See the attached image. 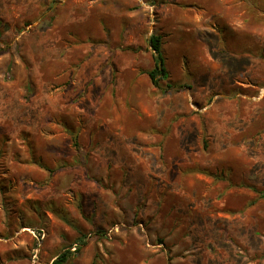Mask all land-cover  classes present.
Returning a JSON list of instances; mask_svg holds the SVG:
<instances>
[{"label": "rangeland", "instance_id": "rangeland-1", "mask_svg": "<svg viewBox=\"0 0 264 264\" xmlns=\"http://www.w3.org/2000/svg\"><path fill=\"white\" fill-rule=\"evenodd\" d=\"M75 243L264 264V0H0V264Z\"/></svg>", "mask_w": 264, "mask_h": 264}, {"label": "trees", "instance_id": "trees-1", "mask_svg": "<svg viewBox=\"0 0 264 264\" xmlns=\"http://www.w3.org/2000/svg\"><path fill=\"white\" fill-rule=\"evenodd\" d=\"M149 44L152 47L156 55V63H155V68L152 71L148 72V75L153 85L156 86L158 85V82L160 79L165 78L166 73H167L165 58H164L163 49H162V37L158 35H152L151 38L149 39ZM80 240H81L80 242L84 243L82 238H80ZM77 245L79 246L77 248V251H78L81 248V245L80 244H77ZM71 248L72 247H68L66 251L58 255L52 264L66 263L69 258V255L73 253L71 251Z\"/></svg>", "mask_w": 264, "mask_h": 264}, {"label": "built area", "instance_id": "built-area-1", "mask_svg": "<svg viewBox=\"0 0 264 264\" xmlns=\"http://www.w3.org/2000/svg\"><path fill=\"white\" fill-rule=\"evenodd\" d=\"M78 247H79V246H78L77 244H74L73 247L71 248V251H72V252H76ZM38 256H39V252H37V253L35 254V260H38Z\"/></svg>", "mask_w": 264, "mask_h": 264}]
</instances>
